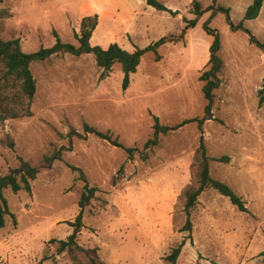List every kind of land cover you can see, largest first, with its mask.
I'll return each mask as SVG.
<instances>
[{
  "label": "rangeland",
  "instance_id": "rangeland-1",
  "mask_svg": "<svg viewBox=\"0 0 264 264\" xmlns=\"http://www.w3.org/2000/svg\"><path fill=\"white\" fill-rule=\"evenodd\" d=\"M159 1L177 13L146 0H4L0 5V36L20 38L25 52L52 46L57 34L78 44L74 30L94 14L99 17L94 44L118 42L134 49L163 36L177 38L158 48L160 60L145 53L126 90L121 64L101 78L92 54L62 53L31 64L37 80L32 114L0 122V175L19 167L21 158L40 172L31 192L3 191L10 213L0 229V264H76L57 252L53 239L72 233L86 182L98 190L84 210L77 240L96 247L102 264H264V102L259 103L264 50L244 29L233 30L220 11L210 26L221 33L225 66L212 118L161 133L158 144L146 148L155 115L169 126L205 116L208 100L200 76L210 67L214 39L203 29L211 10L183 33L186 20L195 17L193 0ZM200 1L203 9L230 8L233 24L243 21L264 42V2L257 18L245 19L254 0ZM85 123L111 133L124 147L95 134L69 135L84 133ZM201 138L209 156L229 157L211 161V174L228 183L248 211L209 188L192 211V231H182L184 190L198 179ZM125 147L137 148L132 159ZM57 150L62 158L42 168L44 156ZM184 238L172 263L167 256Z\"/></svg>",
  "mask_w": 264,
  "mask_h": 264
},
{
  "label": "trees",
  "instance_id": "trees-1",
  "mask_svg": "<svg viewBox=\"0 0 264 264\" xmlns=\"http://www.w3.org/2000/svg\"><path fill=\"white\" fill-rule=\"evenodd\" d=\"M147 3L158 10L168 11L177 13L168 8L164 3L159 0H146ZM214 3L218 0H213ZM4 0H0V5ZM264 0H254V2L248 7L245 19H255L259 16ZM212 11L209 18L203 23V29L209 34L213 35L214 39L210 45V67L205 70L200 80L204 81L203 93L205 98L208 100V104L205 108V116L201 119L191 118L186 119L180 124L169 126L164 125L160 122L158 116H154V132L153 136L148 139L145 143V147L157 145L159 142V135L161 133L167 134L172 130L183 126L191 121H198L201 125L205 119L212 118V106L215 98V89H217L222 79L220 73L222 72L225 62L220 55L222 48L221 33L211 28V20L220 12L226 14L228 22L231 24L233 30L237 28L244 29L250 34V41L256 46L264 50V42L260 41L251 31L244 26L241 21L235 26L231 20L230 8L219 5L215 7L214 4L203 9L200 0H193L191 5V12L195 14V17L186 20V26L183 29V33L189 29L194 28L199 23L201 16L208 11ZM2 12V10H1ZM2 14V13H1ZM2 18V15H0ZM98 14L84 16L79 23V26L74 30V36L78 41V44L62 40L57 34L56 42L50 47H41L33 52H25L20 45V38L5 40L0 36V78L2 83L0 85V122H4L9 118H17L26 114H32L30 104L37 91V80L32 72L31 64L36 61H44L49 57L56 54L70 53L76 56L82 54H92L96 60L97 65L102 68L101 78H105L109 75V72L116 63H120L124 72L122 87L126 90L131 82V75L137 71L143 56L145 53L152 51L156 55V60H160L162 55L159 53L158 48L165 45L168 42H173L177 38L172 36L161 37L156 42L149 44L146 47H135L134 49H128L120 45L118 42H112L108 45L94 44L92 43L94 32L98 26ZM182 37V35H181ZM175 38V39H174ZM18 84V88L16 86ZM15 87V88H13ZM16 89L11 92L10 90ZM264 91L263 88L260 90ZM27 99L25 107H21L24 102L23 99ZM264 102V95L260 97L259 103ZM87 134H95L103 139H106L114 145L124 147V145L118 141L117 138H113L109 132H103L96 127L85 123L84 133L72 130L69 135L87 136ZM10 145H14L11 140ZM128 152L129 158L132 159L133 152L137 148L125 147ZM201 160L199 163L198 179L196 184L188 186L184 190V210L186 213V222L181 228L182 231H192L193 222L191 219L192 211L198 203L199 196L207 189H215L220 194L228 197L232 204L236 205L239 210L246 212L248 207L246 201L225 181L220 180L212 176L210 171V162L215 161H226L229 159L228 156L223 157H211L207 154V149L204 144L203 138H201L200 144ZM62 158L61 151L57 150L50 155H45L41 167L50 168L54 161ZM74 170H79L81 178L86 180L83 171L76 166L71 165ZM40 167L33 166L30 162L21 158V164L17 168H13L8 174L0 175V229L6 225V217L10 213L9 204L7 198L3 195V191L7 188H11L14 192L20 190L32 191L31 181L34 180ZM97 187L90 186L87 182L81 193L79 206L80 212L76 216V221L72 222L74 227L72 233L66 239H53L58 242L57 252L66 253L76 264H102L100 260L98 249L96 247L87 248L79 244L77 240L78 233L81 231L83 226V215L86 206L90 203L91 199L94 198ZM186 244L184 238L177 246H175L167 258L172 262L176 263L178 257L181 254L182 248ZM264 254V252L262 253ZM85 258L86 260H83Z\"/></svg>",
  "mask_w": 264,
  "mask_h": 264
}]
</instances>
